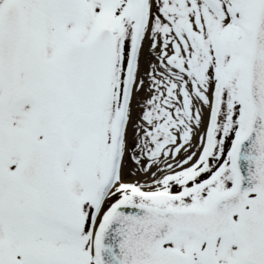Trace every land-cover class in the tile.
<instances>
[{
	"label": "snow or ice",
	"instance_id": "1",
	"mask_svg": "<svg viewBox=\"0 0 264 264\" xmlns=\"http://www.w3.org/2000/svg\"><path fill=\"white\" fill-rule=\"evenodd\" d=\"M0 264H264V0H0Z\"/></svg>",
	"mask_w": 264,
	"mask_h": 264
}]
</instances>
